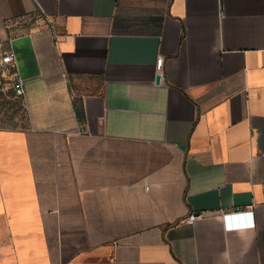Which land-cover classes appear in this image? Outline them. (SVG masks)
Segmentation results:
<instances>
[{"label": "crops", "instance_id": "obj_1", "mask_svg": "<svg viewBox=\"0 0 264 264\" xmlns=\"http://www.w3.org/2000/svg\"><path fill=\"white\" fill-rule=\"evenodd\" d=\"M0 38V264H264V0H0Z\"/></svg>", "mask_w": 264, "mask_h": 264}, {"label": "rangeland", "instance_id": "obj_2", "mask_svg": "<svg viewBox=\"0 0 264 264\" xmlns=\"http://www.w3.org/2000/svg\"><path fill=\"white\" fill-rule=\"evenodd\" d=\"M7 50V43L0 38V129L21 130L26 127L27 120L23 100L14 91L16 72L11 66L1 63V57Z\"/></svg>", "mask_w": 264, "mask_h": 264}, {"label": "built area", "instance_id": "obj_3", "mask_svg": "<svg viewBox=\"0 0 264 264\" xmlns=\"http://www.w3.org/2000/svg\"><path fill=\"white\" fill-rule=\"evenodd\" d=\"M164 62V58H159L157 63V69L159 72H161L162 66ZM1 63L4 65H9L13 69H15L16 72V78L14 80V91L15 94L18 95V97H23L25 88L23 80L20 79L17 75L16 71V61H15V53L12 50H7L1 57ZM203 213H190L189 216L186 218L185 222L187 224H192L195 221H197L199 218L203 217ZM252 212H239L235 214H225L223 215L224 223L226 224L227 229H236L241 227H251L253 226L252 222ZM248 220V221H247Z\"/></svg>", "mask_w": 264, "mask_h": 264}, {"label": "water", "instance_id": "obj_4", "mask_svg": "<svg viewBox=\"0 0 264 264\" xmlns=\"http://www.w3.org/2000/svg\"><path fill=\"white\" fill-rule=\"evenodd\" d=\"M156 82H157V83L160 82V77H159V76L157 77ZM181 148L184 149L185 147H184V146H181Z\"/></svg>", "mask_w": 264, "mask_h": 264}]
</instances>
